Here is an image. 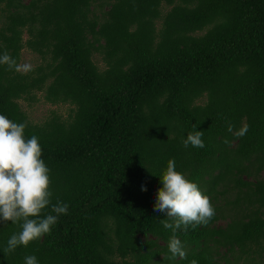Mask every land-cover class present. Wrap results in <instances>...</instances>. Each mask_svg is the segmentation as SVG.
I'll return each mask as SVG.
<instances>
[{"label": "trees", "instance_id": "16d2710c", "mask_svg": "<svg viewBox=\"0 0 264 264\" xmlns=\"http://www.w3.org/2000/svg\"><path fill=\"white\" fill-rule=\"evenodd\" d=\"M24 48L41 62L0 64V115L38 138L52 192L40 218L68 211L6 254L21 227L0 223V264H264V0H0V54L20 64ZM36 91L73 105L67 117L31 121L20 101ZM196 131L205 146L184 147ZM170 159L215 209L177 231L173 260L154 211Z\"/></svg>", "mask_w": 264, "mask_h": 264}, {"label": "clouds", "instance_id": "9594fccd", "mask_svg": "<svg viewBox=\"0 0 264 264\" xmlns=\"http://www.w3.org/2000/svg\"><path fill=\"white\" fill-rule=\"evenodd\" d=\"M0 64L25 74L33 71L31 64H18L7 52L0 54ZM26 127V123H16L0 115V223L10 221L21 227V231L7 241V247L3 249L5 254L21 245L27 247L30 242L50 234L58 217L68 211V205L58 201L51 205V212L55 215L40 218L42 210L51 204V182L49 169L41 159L42 149L38 138L33 135L25 139ZM227 130L236 137H243L248 125L244 124L234 131V126L227 122ZM202 136V131L189 133L182 143L184 147L203 148ZM224 143L230 144L227 139ZM160 181L162 187L157 190L154 211L166 214L167 219L160 220V223L172 233L168 241L171 253L168 259L186 258L177 231L187 232L189 226H206L214 217L215 209L198 185L176 170L175 160L168 161ZM142 190L146 191V188L142 186ZM25 264H38L37 258L34 255L26 256ZM190 264H197V261L192 260Z\"/></svg>", "mask_w": 264, "mask_h": 264}, {"label": "rangeland", "instance_id": "374dc122", "mask_svg": "<svg viewBox=\"0 0 264 264\" xmlns=\"http://www.w3.org/2000/svg\"><path fill=\"white\" fill-rule=\"evenodd\" d=\"M98 59V57H96ZM41 62V57L38 54L24 48L21 52L20 64L29 63L34 66L36 63ZM101 64V63H100ZM38 100L31 103L20 101L22 108L27 112L29 119L33 122H41L49 115L52 110L56 111L61 117L66 118L68 111L73 105L68 103L50 104L43 98L42 91H36ZM226 220H220L219 225H224Z\"/></svg>", "mask_w": 264, "mask_h": 264}]
</instances>
